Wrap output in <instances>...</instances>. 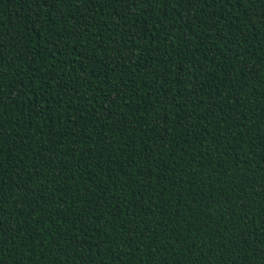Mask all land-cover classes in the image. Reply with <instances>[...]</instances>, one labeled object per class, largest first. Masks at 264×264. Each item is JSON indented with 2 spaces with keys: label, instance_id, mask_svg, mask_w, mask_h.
Listing matches in <instances>:
<instances>
[{
  "label": "trees",
  "instance_id": "trees-1",
  "mask_svg": "<svg viewBox=\"0 0 264 264\" xmlns=\"http://www.w3.org/2000/svg\"><path fill=\"white\" fill-rule=\"evenodd\" d=\"M73 3L0 0V264H264V0Z\"/></svg>",
  "mask_w": 264,
  "mask_h": 264
},
{
  "label": "snow or ice",
  "instance_id": "snow-or-ice-1",
  "mask_svg": "<svg viewBox=\"0 0 264 264\" xmlns=\"http://www.w3.org/2000/svg\"><path fill=\"white\" fill-rule=\"evenodd\" d=\"M61 2H64V0H61ZM124 2L127 3L128 0H124ZM131 2L133 4L137 3V2L145 3L146 0H131ZM201 2L207 3L208 0H201ZM236 2L240 3L241 0H236ZM245 2L251 3L252 0H245ZM69 3H73V0H69ZM81 3H83L84 5L90 6L93 3V0H74L73 7H76V5H81ZM177 3H179V4L187 3L188 6H193L192 0H177ZM3 59H4L3 53L0 52V81H2L3 78L5 77V73L2 70L3 69ZM197 70H199V69H197ZM189 82L193 84V87L195 89L196 83L194 80H192L191 76H189ZM201 95H203V93H201ZM0 102H2V101H0ZM3 143H4L3 135L0 134V155H2V152H3V148H2ZM2 185H3V178H0V212H2L3 206H4L5 201H6L5 195H4V189H3ZM23 199H26V197H23ZM11 202H15V199H13ZM0 224H3V220H0ZM2 238H3V233L0 232V240H2ZM132 243H135V241L133 240ZM136 249H139V245H137ZM125 254H127V253H125ZM0 257H2V256H0ZM65 261H67V259Z\"/></svg>",
  "mask_w": 264,
  "mask_h": 264
}]
</instances>
